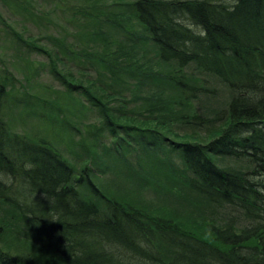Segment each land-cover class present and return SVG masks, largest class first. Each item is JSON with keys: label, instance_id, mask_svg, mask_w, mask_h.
<instances>
[{"label": "trees", "instance_id": "1", "mask_svg": "<svg viewBox=\"0 0 264 264\" xmlns=\"http://www.w3.org/2000/svg\"><path fill=\"white\" fill-rule=\"evenodd\" d=\"M18 2L17 12L34 19L41 30L36 36L27 34L28 40L18 36V44L24 46L18 51L44 54L50 76L80 97L85 122L77 125L91 134L100 152L98 159L84 155L78 170L48 141L10 136L0 118V216L10 217L5 227L16 220L40 229L46 249L37 251L53 256V261L47 260L28 247L18 252L8 247V253L2 248L7 241L0 229V264H264V0H108L106 7L120 6L109 16L99 0L74 8L70 0ZM59 7L70 18L52 34L48 26H56L52 18ZM101 17L124 30L125 36L132 35L133 46L137 41L150 45L153 61L148 67L129 59L122 40L110 50L99 28ZM132 20L130 33L124 26ZM66 25L75 30L70 39ZM165 65L176 70H159ZM187 66L230 91L226 107L212 118L196 115L189 122L220 124L205 142L173 130L178 109L202 91L178 72ZM73 72L75 81L70 78ZM91 73L99 78L89 83ZM4 88L1 82V116L7 103ZM107 97L129 109L112 111L104 101ZM144 114L149 117L145 123L156 120L162 130L137 127L134 121L144 120ZM39 116L45 118L42 111ZM154 154V161H149ZM129 156L135 157V174L142 182L143 174L150 175L157 188L164 187V178L178 180L213 207L227 208L224 225L202 235L190 225L148 215L102 194L92 182L93 173L109 168L112 158ZM221 158L242 160L247 168L219 166L215 160ZM28 162L35 167H26ZM162 167V176L152 174L151 168ZM81 185L100 195L103 206L84 198L77 189ZM19 234L17 230L15 240L28 242Z\"/></svg>", "mask_w": 264, "mask_h": 264}, {"label": "rangeland", "instance_id": "2", "mask_svg": "<svg viewBox=\"0 0 264 264\" xmlns=\"http://www.w3.org/2000/svg\"><path fill=\"white\" fill-rule=\"evenodd\" d=\"M18 1L0 0V84L1 82L5 84L4 100L7 102L4 110L2 109V116L0 115L2 127L10 136L23 137L31 141L41 139L48 141L60 151V154L62 153L72 161L74 167L79 170L83 167L84 155L87 158L92 155L96 159L99 158L100 146H93L92 140L95 139H91V134L87 135L86 131L77 125L80 121L85 122L83 121L85 111L81 108V99L77 95L73 96L60 83H57V79L50 76L46 56L38 54V52L22 54L18 51V46L24 47L18 44V36L28 40L27 34L36 36L41 32L34 19H26L22 13L17 12L16 5L19 3ZM99 1L104 5L102 10L108 16L113 15V9L120 8V6L106 7L107 5L104 2L108 0ZM74 4L76 6L78 4L90 5L87 0H85V3L82 0H70L68 3L71 8H74ZM108 8L109 13L106 11ZM67 15V10H62V7L55 11V20L53 18L52 20L56 26H48V29L52 30V34L60 30V27H65V22L68 21L63 22V20L70 18ZM108 18L112 19L111 17ZM103 21L104 17L99 18L98 24L99 28L107 35L105 38L110 42V50L115 49L117 45L121 44L120 40H122L125 53L130 56L129 59L147 65L143 68L148 67L149 62L153 61L150 45L145 46L143 41L140 44L137 43L139 41H135L136 44L133 46L131 42L133 40L132 35L130 37L129 35L125 36V31L120 27H112L109 22L104 23ZM132 25H134L133 20L127 23L126 26L121 23V26H124L126 31L130 33ZM66 27L69 32V37L66 39H70L74 36L73 31L75 30L68 25ZM32 38L36 40L35 37ZM36 42V44H40L38 47L44 48L40 42ZM141 50L144 52L140 53ZM68 66L72 67L71 65ZM152 66L154 65L152 64ZM160 67L158 66L161 71H167L168 69L173 72L176 70L172 65ZM182 69L178 72L191 84L201 87L202 91L188 105L178 109L176 114L178 120L174 126L176 130H173L177 131L176 134L183 138L205 142L212 137L220 124L200 123L194 125L189 122L196 115L203 117L204 120L212 118L220 108L226 107L230 91L213 77L201 74L194 66H187ZM140 73L144 74V72ZM76 74L73 72L72 77H70L74 81L76 80ZM89 75L91 76L87 77L88 81L99 78L97 73L96 75L93 73ZM89 83L85 82V86L88 88H90ZM93 90L95 91V89ZM97 93L102 92L98 90ZM100 98H103V96ZM104 101H107L106 103L112 108V111L129 109L128 107L123 108L115 97L104 98ZM45 103H52V106L45 105ZM141 104L142 102H139V105ZM128 105L133 106L132 103ZM69 110L78 111V113ZM39 111L44 113V119L39 116ZM75 115L80 120L78 118L73 119ZM140 119L144 120L134 121L137 127H151L162 130V126H158L156 120L150 124L145 123L149 119L146 114L142 115ZM97 124L96 121L94 129ZM73 132L75 135H73ZM104 141L107 142L108 138ZM72 150L76 154H73ZM135 154L136 152H133V156ZM155 155H149V161H154ZM139 162L145 164L144 156L139 155ZM215 162L219 166L237 169L247 168V164L240 160L221 158L216 159ZM108 166L109 168L99 167L93 173L92 182L95 187L101 189L102 194L114 196L117 200L139 208L148 215L168 217L179 224L190 225L203 235L204 233L208 234L211 227L219 228L223 226L230 214L227 208L217 209L213 207L205 198L191 191L178 180L172 181L171 178H164V187L157 188L150 175L143 174L140 176L144 178L142 182L138 174H135V157L129 156L125 160L112 158ZM151 169L152 174L158 177L166 173L163 167L160 170ZM77 189L84 198L103 206L104 199L100 195H95L88 187L81 185L77 186ZM9 219V216H0V229L4 230L2 237L6 239L8 245H2L5 251L11 253V249L18 252V249L28 247V251L31 253L40 254L45 259L53 261L52 253L37 251V248L46 249L45 246L41 245L43 240L40 229L33 228V226L27 227L16 220L5 227ZM242 222L243 220H241ZM17 230L20 232L19 237H25L28 242L15 240ZM165 255H167V252Z\"/></svg>", "mask_w": 264, "mask_h": 264}, {"label": "clouds", "instance_id": "3", "mask_svg": "<svg viewBox=\"0 0 264 264\" xmlns=\"http://www.w3.org/2000/svg\"><path fill=\"white\" fill-rule=\"evenodd\" d=\"M26 167H28V168H34L35 167V165L34 164H32L31 162H28L27 164H26Z\"/></svg>", "mask_w": 264, "mask_h": 264}, {"label": "bare ground", "instance_id": "4", "mask_svg": "<svg viewBox=\"0 0 264 264\" xmlns=\"http://www.w3.org/2000/svg\"><path fill=\"white\" fill-rule=\"evenodd\" d=\"M240 161H242V160H240ZM242 162H244V161H242ZM245 163V162H244ZM228 218V217H227ZM227 220V219H226ZM222 227V226H221Z\"/></svg>", "mask_w": 264, "mask_h": 264}]
</instances>
